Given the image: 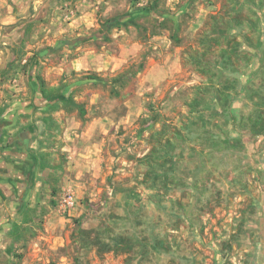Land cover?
I'll return each mask as SVG.
<instances>
[{
	"label": "crops",
	"instance_id": "1",
	"mask_svg": "<svg viewBox=\"0 0 264 264\" xmlns=\"http://www.w3.org/2000/svg\"><path fill=\"white\" fill-rule=\"evenodd\" d=\"M217 1L221 3L216 10L215 0H0V264H40L41 241L53 240L54 191L45 179L58 172L53 162L56 147L68 152L69 162L97 163L104 142L117 136L113 130L120 120L103 103L102 91L86 89L91 81L73 80L51 90L59 86L58 77L67 68L101 72L121 64L90 43L107 31L118 47L153 50L139 63L121 122L140 115L149 100L162 98L170 78L184 70L191 73L174 91L181 94L179 104L169 110L166 99L158 108V128L166 131L161 142L171 140L179 148L176 164L195 160L200 132L224 141L235 130H252L253 116L264 110L256 103L260 92L251 90L264 78V2ZM221 13L228 23L216 42L214 20ZM236 17L239 26L233 25ZM109 18L119 22L106 30L103 22ZM63 39L76 41L70 47L61 44ZM221 52L231 61L222 62ZM199 54L204 59L196 62ZM87 98L93 112L84 125L74 116L84 113L81 105ZM223 98L228 99L225 106ZM71 101L80 106H71ZM95 132L100 139L87 144ZM78 138L84 140L81 146L74 144ZM257 261L264 264V243Z\"/></svg>",
	"mask_w": 264,
	"mask_h": 264
},
{
	"label": "rangeland",
	"instance_id": "2",
	"mask_svg": "<svg viewBox=\"0 0 264 264\" xmlns=\"http://www.w3.org/2000/svg\"><path fill=\"white\" fill-rule=\"evenodd\" d=\"M215 1L217 10L221 1ZM139 38L144 39L143 35ZM114 40L107 31L90 42L95 49L120 59L113 71L67 68L64 76L58 77L60 87L73 80L88 82L85 75L99 73L100 80L86 83V89L103 92V103L116 113L120 124L113 130L116 138L104 142L97 163L69 162L68 152L56 147L58 156L53 162L58 172L45 179L54 191L50 213L53 240L41 241L37 251L42 256L40 264H72L76 258L81 264H259L260 244L264 243V130H235L225 142L200 132L199 145L193 151L195 160L176 164L179 148L169 146L165 153L159 146L164 133L157 125L161 117L158 108L166 99L169 110L179 104L181 94L174 91L191 73L184 70L170 78V83L163 85L162 98L149 100L140 115L121 122L137 71L125 77L121 86L115 85L116 94L108 81L131 66L137 70L153 50L118 47ZM258 88L251 90L260 92L262 97L256 103L264 106V78ZM195 101L200 103L199 98ZM223 101L225 106L228 100ZM88 107L87 98L81 109L88 115H73L76 121L89 124L93 109ZM261 126L264 128V122ZM99 139L95 132L86 143ZM83 142V138L74 140L76 146ZM67 190L76 199L70 215L58 209ZM44 214L40 222H44Z\"/></svg>",
	"mask_w": 264,
	"mask_h": 264
},
{
	"label": "trees",
	"instance_id": "3",
	"mask_svg": "<svg viewBox=\"0 0 264 264\" xmlns=\"http://www.w3.org/2000/svg\"><path fill=\"white\" fill-rule=\"evenodd\" d=\"M228 7V6H227ZM229 9H225L224 10V12L225 11H228ZM119 21H118V19H106L104 22H103V26H104V28L106 29V30H109L112 26H114L115 24H117ZM214 22H215V25H216V27L214 28V32L216 33V37H215V40H216V42H219L222 38H223V34L225 33V31H226V23H228V21H226L225 19H224V16H219V17H215V20H214ZM239 24H240V21L238 20V18L236 17V18H234V21H233V25H238L239 26ZM220 25V26H219ZM217 29V30H216ZM76 40H70V39H63L62 41H61V44H66V45H68V46H70V47H73L74 46V42H75ZM233 52V54H234V56L236 57V59H239V50L238 49H235V50H233L232 51ZM219 57L222 59V62H224L225 64L229 61V58H230V61H231V56H227V55H225V54H223L222 52L219 54ZM202 59H204V55H202V54H199L198 56H197V60H196V62H199V61H201ZM139 70V67L137 68V70H133V67L131 66V67H129L124 73H121V75L119 74V75H117V76H115L114 78H111L109 81H111V92L113 93V94H116V89H115V85H119V86H121L122 84H123V82H124V79H125V77H131L133 74H135L136 73V71H138ZM206 70V68L204 69V67H202V71H205ZM100 78L101 77H99V75H85V79L86 80H89V81H97V80H100ZM43 84V83H42ZM40 85H41V83H40ZM62 86H64V85H62ZM62 86H60V87H56V88H53V89H51V90H56V89H59V88H61ZM253 89V88H252ZM251 92H253V91H251ZM225 100H228L227 98H225ZM71 103H72V105L71 106H77V107H79L80 105L78 104V103H76V102H74V101H71ZM226 103H227V101H226ZM257 104H258V102H257ZM264 115V110L262 111H257V114H256V116H255V119H253V121H252V123H251V126H252V130H254V129H256V127H260V128H258V129H264V128H262V123L264 122V120L262 119V116ZM153 117V116H152ZM261 124V125H260ZM254 125H255V127H254ZM163 128V127H162ZM162 128H160V130L161 131H159V132H162V133H164V136H165V134H166V131H164V128L162 129ZM206 131H204V133H205ZM171 133V132H170ZM208 134H209V132H207ZM172 135H173V133H171ZM211 136L213 137L214 135L213 134H211ZM164 137H162V139H163ZM162 139H159L158 141H159V146H161V147H163V149H164V152L165 153H167L168 151V147L169 146H173L174 148H175V146H174V144L171 142V140H168L167 141V143H166V145H164L161 141H162ZM227 140L229 139V138H226ZM213 141V140H212ZM214 143L216 142V141H213ZM223 142H225V141H223ZM167 156H168V158H170L171 157V155H169V154H167ZM17 257H19V255L17 256ZM16 264H19V261L18 262H16ZM72 264H81V262L79 261V259L78 258H76V259H74V261H73V263Z\"/></svg>",
	"mask_w": 264,
	"mask_h": 264
},
{
	"label": "built area",
	"instance_id": "4",
	"mask_svg": "<svg viewBox=\"0 0 264 264\" xmlns=\"http://www.w3.org/2000/svg\"><path fill=\"white\" fill-rule=\"evenodd\" d=\"M76 206V199L74 193L70 190L65 191L58 204V209L63 213L70 214Z\"/></svg>",
	"mask_w": 264,
	"mask_h": 264
}]
</instances>
